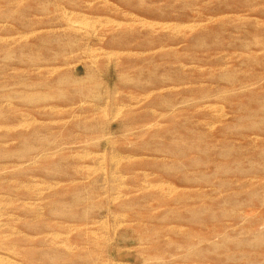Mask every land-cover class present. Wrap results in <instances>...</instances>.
I'll return each instance as SVG.
<instances>
[{"label":"rangeland","instance_id":"rangeland-1","mask_svg":"<svg viewBox=\"0 0 264 264\" xmlns=\"http://www.w3.org/2000/svg\"><path fill=\"white\" fill-rule=\"evenodd\" d=\"M0 264H264V0H0Z\"/></svg>","mask_w":264,"mask_h":264},{"label":"bare ground","instance_id":"bare-ground-1","mask_svg":"<svg viewBox=\"0 0 264 264\" xmlns=\"http://www.w3.org/2000/svg\"><path fill=\"white\" fill-rule=\"evenodd\" d=\"M146 188V187H145Z\"/></svg>","mask_w":264,"mask_h":264}]
</instances>
